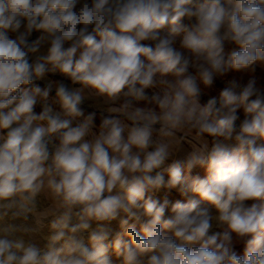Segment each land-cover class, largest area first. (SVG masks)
Returning <instances> with one entry per match:
<instances>
[{"label":"clouds","instance_id":"obj_1","mask_svg":"<svg viewBox=\"0 0 264 264\" xmlns=\"http://www.w3.org/2000/svg\"><path fill=\"white\" fill-rule=\"evenodd\" d=\"M0 264H264V0H0Z\"/></svg>","mask_w":264,"mask_h":264}]
</instances>
